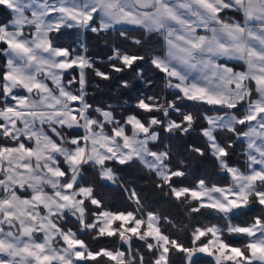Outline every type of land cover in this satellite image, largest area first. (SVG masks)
I'll return each instance as SVG.
<instances>
[{"label":"trees","instance_id":"obj_1","mask_svg":"<svg viewBox=\"0 0 264 264\" xmlns=\"http://www.w3.org/2000/svg\"><path fill=\"white\" fill-rule=\"evenodd\" d=\"M4 10L0 9V22L4 20ZM55 32L51 31L49 38L54 37ZM141 32L129 31L128 38H139ZM87 47L89 57L106 58L111 54V49L103 46V40L107 39L109 45L119 40V33H109L106 37L101 35L97 37L92 33L87 34ZM75 34L70 30H66L64 35L58 40L53 39V47L56 46H71ZM2 46V45H0ZM164 39L162 35L156 34L153 36L152 47L160 56L164 54ZM133 46L130 51H135ZM145 56L148 53L144 49H140ZM76 53H73V57ZM93 67L88 65L84 69V81H87V104L92 105V109L88 108V115L94 114L95 108H107L112 105L109 112L112 116L111 122L107 123L111 126L124 125L127 129L126 119L129 116L137 117L143 124L149 127L150 131L160 132L163 143L167 147L161 145L148 144V147L159 154L168 152V157L163 158V166L165 167L167 178H159L156 175L155 169L147 167L140 160L133 159L128 162L119 163L116 161L104 162L111 173L113 180L101 179V166L93 163H85L78 168V177L75 188H95V195L91 194L84 200V223L86 227L81 230L79 220L74 213H67L54 218L56 225L60 231L66 232L71 230L76 239L82 241L87 252L98 254L94 258H86L78 264H123L126 261H131L130 264H155V260L159 255V250L155 246L150 247L151 238L144 240L136 237L122 238L117 230L112 236L101 235L93 226L97 215L102 211L110 213H131L135 219L146 220L149 215H157L159 220L160 231L166 236L170 242L167 246L165 259L167 264H188L187 257L191 248L200 244L203 241L195 242L193 233L197 230H207L212 226H218L221 230L223 240L235 247H238L244 256H248L246 236L232 237L228 236L226 230L233 226H248L252 224L254 218L259 217L264 223V208L257 206L255 203L250 204L245 209L237 210V216H227L216 212L210 208H205L199 204V200L192 198L188 193H183L180 196L175 195V190H195L200 181H203L206 186L210 187H225L229 184V176L224 172L222 166L218 163L217 158L210 154L209 143L205 137L200 134L201 127L205 126L203 113L207 111L209 114L214 111L205 106H199L186 101L180 96L177 99L179 92L172 91L165 86V77L157 71L147 60L142 64L143 74L140 77V83L137 82L135 71L125 69L123 72H117L109 67L106 62L97 63L92 61ZM119 67L120 65L117 64ZM0 68H5V59L0 56ZM100 69L101 72H106L111 79H102L95 69ZM73 76H76L77 82L69 86L67 81ZM121 78L126 79L129 83L128 88L120 86ZM156 80V82H155ZM63 81L68 89L73 92L77 91L79 85V73L67 71L63 75ZM138 87H132L137 85ZM151 91V92H150ZM0 95L2 92V81H0ZM180 95V93H179ZM152 96L154 103L159 110L155 109L148 112L134 108V103L143 97ZM175 101L181 105V110L177 113L176 110L169 107V101ZM1 106V102H0ZM167 111L168 115L165 116ZM224 111V110H222ZM241 111V110H240ZM191 114L194 123L190 125L191 131L187 135H181V130L173 127L172 133H165L163 127L168 125L171 120L183 122V118L187 114ZM157 120H162L163 125L151 123L149 120L152 117ZM100 117V118H99ZM97 117L99 121L103 119ZM105 123V122H104ZM106 124V123H105ZM104 124V125H105ZM48 130V126H45ZM57 129V128H56ZM55 132L58 133V130ZM65 135L70 137H79L82 135L80 129H73L70 126H62L59 128ZM235 132L242 133L245 126L236 124ZM174 133V135H173ZM219 143L225 148H228L229 141H232L234 147L228 149L229 157H227L230 166H236L241 173H245L248 169L246 156L242 155L245 152V145L238 141L232 129H222L215 133ZM5 139L0 138V145ZM10 144L12 141L9 142ZM191 145V148H189ZM197 148L202 149L204 155L201 156L197 152ZM164 156V155H163ZM184 161V165L180 161ZM182 171L184 175L178 173ZM20 194L27 195L30 191L19 190ZM101 201V206H97L91 200ZM196 209H199L198 211ZM126 240L129 242V249L122 244ZM183 246L182 251L177 248ZM101 250L107 252L120 251L122 253V261H116L107 258L105 254H100ZM195 264H215L213 259L204 255H195ZM240 264H250L241 262Z\"/></svg>","mask_w":264,"mask_h":264},{"label":"crops","instance_id":"obj_2","mask_svg":"<svg viewBox=\"0 0 264 264\" xmlns=\"http://www.w3.org/2000/svg\"><path fill=\"white\" fill-rule=\"evenodd\" d=\"M77 3L82 0H66L64 4L60 0H35L27 12L29 20L23 22L26 26L0 33V40L7 42L8 69L2 80V92L12 97L0 107V138L5 139L0 145V207L7 210L8 220L13 223L9 227L4 225L3 236L10 264L68 261L77 247L76 244L70 247L54 218L74 213L80 222L83 220L86 192L73 188L82 157L77 161L79 146L66 149L58 145V133L53 129L71 126L73 122L67 118L69 109L77 111L84 104L70 103L81 95V87L74 97L64 81L62 84L64 69L69 65L56 48H49L50 32L60 23V17L68 15V11L59 9L70 11ZM262 25L264 20L258 21L254 16L248 26L253 33L264 35ZM244 37L248 46L244 58L249 61L245 82L250 85L255 79L264 88V60L256 56L264 54V48L257 40L249 39L247 32ZM238 64L245 71L244 65ZM78 73L82 81V67ZM246 88L244 85L245 93ZM252 100L253 109L245 107L249 100L243 107L247 127L238 141L244 143L248 153V169L243 176L245 188L264 193V180L260 179L264 173V103H255V93ZM257 113L258 118L252 119ZM8 137L13 143H9ZM91 158L86 153L85 161L93 162ZM57 161L72 168L67 179H62L63 165L57 166ZM18 190L30 192L22 195ZM260 197L264 200V196ZM55 240L60 244L54 245Z\"/></svg>","mask_w":264,"mask_h":264},{"label":"rangeland","instance_id":"obj_3","mask_svg":"<svg viewBox=\"0 0 264 264\" xmlns=\"http://www.w3.org/2000/svg\"><path fill=\"white\" fill-rule=\"evenodd\" d=\"M164 3L169 9H171L176 19H166V29H161V33L168 35V30L171 31L169 38L174 42V44L180 45L182 54L186 55L188 58V63L181 64L176 60H172V62L167 65V73H162L156 67L154 68L164 75L166 79L165 85L170 83L173 86L170 90L179 92L182 98H184L185 95L190 97V99H185L186 101L209 108L207 105L197 103L196 101L203 97L202 89H204L207 85L205 77H212L214 72L218 74L223 72L222 69L216 68L215 65L222 64L224 61L220 59L218 45L211 48H208L207 45L204 48H199L198 45L200 43V37H211L213 35L212 30L214 29L215 34L221 37V44H231L232 42L227 39L223 33L228 32L231 25L235 23L231 20V16L235 15L239 18L240 14L238 12L230 13L228 11V0H164ZM181 5H187V7H182ZM129 11H131V9H129ZM151 11V8H139L136 15L140 16L141 13ZM121 27L127 28L130 26L124 25ZM165 53L166 44L164 46V54L162 56H165ZM228 63L229 66L243 72L242 66L238 64L241 62L230 61ZM87 65V62H83L82 81L78 82L79 85L76 92L69 89L72 94L79 95L78 90L84 84V69ZM174 73L178 74L179 77H183V80L181 81L175 78L173 76ZM213 79L215 80V78ZM233 79L234 82L228 85V88L232 89V91L229 92L225 90L224 99L228 104L242 101L240 108L241 111H237L235 115L237 117L244 118L245 111L243 107L249 100H247V93L243 92L244 85H246L247 88L250 85L246 84L243 77H233ZM177 85H179V87H177ZM180 88H183L184 91L180 92ZM221 88H224L223 84L221 85ZM3 96L9 98V101H11V96L4 95V93ZM142 99L145 105H152L154 103L152 96H144ZM138 101L136 98L134 105H136ZM4 103L5 102H1V106H3ZM152 106L154 107H144L143 109H138L148 112L157 108L155 105ZM169 107H171V105H169ZM209 109L221 110L220 112L227 114V123L220 120L219 116L215 117V121L217 122L213 123L212 126L218 130H230L233 129L236 124H240L232 118V113L226 108L217 109L212 107ZM69 111L70 112L67 114V118L73 122L70 123V127L73 129H80L82 131V135L79 137H70L69 134L65 135L64 132L58 130V145L62 144V146H64L63 148L66 149V146H68V149L70 147L77 148L79 146L77 161H80L79 157H82V163L79 167L85 163L94 162L93 164L102 167L101 175L112 177V173L104 167V162L119 161V163H124L137 159L147 167L155 169L156 175L159 178H167L169 176L166 174L165 167L163 166V154L156 153L148 147V144H151L149 141L153 139V133L156 132L148 131L145 133L143 129L147 126L144 124L142 126L141 121L137 117L131 115L126 119V125H128L126 129L124 125L110 127L107 124L112 120L109 110L101 113L94 111V114L89 116L88 107L84 104V106L77 111L74 109L72 110V108H70ZM213 113L217 112L214 111ZM213 113L209 115H212ZM99 116L103 119L102 121L98 120L97 117ZM105 121H107L106 124L104 123ZM149 121L151 123L156 122L152 118ZM101 124H103V127H101ZM210 135L211 134H209V137ZM8 140L12 141L11 137H8ZM214 151L215 157L220 156L219 149H215ZM86 153L92 157L90 160L93 162L85 161ZM58 165H63L64 170L62 173V179H67L72 168L70 170L69 167H65L63 162H58L57 166ZM222 168L229 176L230 182L227 186L209 188L205 184L199 183L197 189L182 191L175 190V195L180 196L186 192L192 198L198 199L201 206L210 208L227 216L234 217L237 216V210L242 208L245 209L253 203L257 205L258 200H263V197L256 195L257 190H246L245 180L243 178L246 172L241 173L239 168L236 166H232L231 172L224 167ZM73 188L74 190L84 193L86 192L84 200L91 195L88 188L76 189L75 186ZM17 193H19V190ZM91 201L94 203V199ZM257 206H262V208H264V205L258 204ZM8 215L7 210L4 207H0V225L2 226L0 231V264H10V262H12L11 257L8 256V251L4 245L3 238L4 225L6 220H8ZM79 224L81 230L86 227L84 220H82V222L79 221ZM93 226L101 235L104 236H112L118 230L121 237L126 239L132 237H136L141 240L151 238L152 242H150L149 246H156L159 250V255L155 260V264H167L165 255L167 253V246L170 242L160 231L157 215L152 214L149 215L146 220H142L135 219L131 213L115 214L102 211L97 215L94 223L89 225L88 228H92ZM221 233L222 230L218 226H212L207 230H197L193 233L194 243L197 241L200 242L201 240L203 243L201 242L191 248L189 255H192V253L195 252V255L210 257L213 259L215 264H240L243 261L250 264H264V223L261 222L260 219L259 222H257V219L254 218L252 224H249L248 226L239 227L231 225L230 228L226 230L228 236L239 238L241 236H246L248 238V256L242 255V252L238 247L226 243L223 240ZM64 234H66L65 239L69 243L70 247L74 244H76L77 247L73 248L71 258L68 261L56 262L54 264H78L86 258H94L98 255L87 252L84 243H81L82 241L76 239L71 230L66 231ZM58 244H60L59 240H55L54 245ZM201 249H204V251H201ZM99 253L105 254L107 258H110L118 263H121L122 261V253L120 251L107 252L105 250H101ZM130 263L131 261H126V263L123 264Z\"/></svg>","mask_w":264,"mask_h":264},{"label":"snow or ice","instance_id":"obj_4","mask_svg":"<svg viewBox=\"0 0 264 264\" xmlns=\"http://www.w3.org/2000/svg\"><path fill=\"white\" fill-rule=\"evenodd\" d=\"M61 4H64L66 0H60ZM35 3V0H0V9L4 10L5 16L4 20L0 22V33H10L12 30L18 27H24V21L29 20L27 15L28 11H31V5ZM155 5V6H154ZM182 7H187V5H181ZM151 8V12L141 13L140 16L136 15V12L139 8ZM227 8L230 13L238 12L239 18L235 15L231 16V20L235 23L231 25V28L228 32L223 33L232 43L231 44H221V37L215 34L213 29V35L211 37H200L199 48H204L206 45L208 48L213 46H219V56L220 59L224 61L222 64H216L215 67L222 69L221 73H213L212 77H205L207 85L202 89L203 97L198 99L196 102L200 104H205L209 108L215 107L217 109H228L232 113V118L238 121L242 126L247 127L245 119L243 117H237L235 113L240 110L242 101L237 103L228 104L225 97V90L232 91L228 88L229 84L234 82L233 77H243L247 79L246 71L249 61L245 60L244 54L247 49V41L244 39V34L247 32L248 38L257 40L262 48H264V35L256 34L252 32L251 27H249V21L255 18L260 21L264 20V0H228ZM131 9V11H129ZM59 11L65 12L68 11L66 17H60V23L52 30L55 32L54 37L49 38V48L53 47L52 40H58L61 36L64 35L66 30H70L75 34V39L71 46H56L58 54L64 58L68 63L69 67L64 69L65 72H79L80 68L83 66V62H87L89 67L94 68L92 61L95 60L97 63L106 62L109 64V67L117 72H123L125 69H130L136 72L137 82L140 83V77L143 74L142 64L147 60L152 64L153 67L159 69L162 73H167V65L176 60L178 63L187 64L188 58L186 55L182 54L180 45L174 44V42L169 38L171 31L168 30V35L161 33V29H166V19H176L175 15L172 13L171 9L167 7L164 3V0H146L145 3H141V0H82V3H77L76 7L69 10L60 8ZM258 13L259 15H256ZM71 21V22H69ZM130 26V27H121V26ZM243 25V26H242ZM129 31H138L142 33V36L139 38H128ZM195 31V30H193ZM261 31L264 32V25L261 26ZM92 33L97 37L103 35L107 36L109 33H119V40L113 42L109 45L108 40H103V46L105 48L111 49V54L106 58L101 57H89L88 47H87V34ZM23 34V33H21ZM159 34L163 36V39L166 44V53L165 56H160L156 53V50L152 47L153 36ZM0 56L7 58V42L5 40H0ZM135 47V51H130V49ZM140 49H144L148 56H145ZM73 53H76V56L73 57ZM256 56L260 60H264V54L256 53ZM230 61L241 62L244 65L245 71L240 72L233 67L229 66ZM117 64L120 66L118 67ZM194 67V65H193ZM8 71L7 67L0 68V81L3 80L6 72ZM95 71L100 75L102 79H111L110 75L106 72H101L100 69H95ZM173 76L179 80H183V77H179L178 74H173ZM215 78V80L213 79ZM77 78L73 76L70 80L67 81L69 86L76 84ZM63 84V78H62ZM137 85H132V87H138ZM224 85V88H221V85ZM120 86L123 88H128L129 83L126 79L121 78ZM167 88L172 89L170 83L165 85ZM87 81L85 79L83 86L81 87V95L75 97L70 101L72 105L87 104ZM179 87V85H177ZM184 89L180 88V92H183ZM246 93L249 97V102L245 106L248 109H253L255 104L252 100V97L255 93V103H264V88H261L259 84L256 83L255 79L250 81V86L246 88ZM7 97L0 95V102L7 103ZM177 99H180L179 93L177 94ZM184 99H190L187 95L184 96ZM171 107L179 113L181 110V105L175 101H169ZM89 109H92V105H87ZM112 105H108L106 109H101L98 106L95 110L98 113L108 111L111 109ZM134 108L144 107H154L152 105H145L143 99L141 98ZM156 111L159 109L156 108ZM167 111L165 116H167ZM226 113L217 112L209 115L207 111L203 113V118L205 120V126L201 127L200 134L205 137L206 141L209 143V152L210 154L215 155V149H219L220 156H217L218 163L226 168L229 172L232 170V166L229 165L227 157H229L230 148L234 147L232 141H229L228 148H225L221 145L215 135L218 129L214 128L212 125L215 121V117L219 116L220 120L225 121ZM257 116L252 117V119H257ZM157 124L163 125L162 120H157L156 117H152ZM107 123V121H105ZM194 123L192 120L191 114H187L183 118V122L171 120L168 125L163 127L165 133H172L173 127L181 130V135H187L192 129L190 126L186 127L185 125H190ZM143 126V122H141ZM103 127V124H101ZM144 132L147 133L150 131L149 128L144 127ZM234 135L239 139V133L235 132V129H232ZM209 134L210 137H209ZM174 135V133H173ZM153 145H161L162 147H167L163 143L160 132L153 133V139L149 141ZM191 148V145H189ZM199 155L203 156L204 152L202 149L197 148ZM164 157H168V152L163 153ZM242 155L247 157L248 153L242 152ZM223 157V158H221ZM119 162V161H118ZM247 163V160L245 161ZM180 164L183 166L184 161L181 160ZM251 171V168L249 169ZM178 173L182 176L185 173L178 170ZM101 179L113 180L115 177L102 175ZM260 179L264 180V173L260 174ZM199 183H204L200 181ZM89 191L91 194L95 195V188L90 187ZM257 196H264V193L257 192ZM94 203L97 206H101V201L94 200ZM259 205H264V200H258ZM197 211L199 209H196ZM259 222V217L256 218ZM83 243V242H81ZM178 251H182L183 246L177 248ZM204 251V249H201ZM243 255V253H242ZM195 252L192 255L187 257L188 264H195ZM170 264V262H169Z\"/></svg>","mask_w":264,"mask_h":264},{"label":"water","instance_id":"obj_5","mask_svg":"<svg viewBox=\"0 0 264 264\" xmlns=\"http://www.w3.org/2000/svg\"><path fill=\"white\" fill-rule=\"evenodd\" d=\"M146 2V0H141V3L143 4V3H145ZM141 9H147V8H144V7H141ZM1 193V192H0ZM5 226H13V223L10 221V220H8L6 223H5ZM122 244L124 245V246H126L128 249H129V242L128 241H126V240H124L123 242H122Z\"/></svg>","mask_w":264,"mask_h":264}]
</instances>
